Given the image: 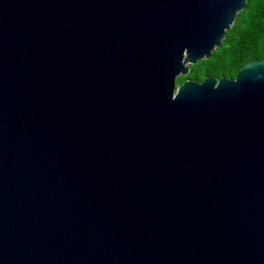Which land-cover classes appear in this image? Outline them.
Listing matches in <instances>:
<instances>
[{
  "label": "water",
  "instance_id": "95a60500",
  "mask_svg": "<svg viewBox=\"0 0 264 264\" xmlns=\"http://www.w3.org/2000/svg\"><path fill=\"white\" fill-rule=\"evenodd\" d=\"M246 0H0V264H264V58L184 80Z\"/></svg>",
  "mask_w": 264,
  "mask_h": 264
},
{
  "label": "trees",
  "instance_id": "16d2710c",
  "mask_svg": "<svg viewBox=\"0 0 264 264\" xmlns=\"http://www.w3.org/2000/svg\"><path fill=\"white\" fill-rule=\"evenodd\" d=\"M249 58H264V0H246L220 45L208 57L191 64L178 85L204 77L233 79Z\"/></svg>",
  "mask_w": 264,
  "mask_h": 264
},
{
  "label": "rangeland",
  "instance_id": "374dc122",
  "mask_svg": "<svg viewBox=\"0 0 264 264\" xmlns=\"http://www.w3.org/2000/svg\"><path fill=\"white\" fill-rule=\"evenodd\" d=\"M189 70H190V67L188 68V71H187V73H186L184 76H186V75L188 74ZM180 78H181V76H178V77L176 78V85L179 84Z\"/></svg>",
  "mask_w": 264,
  "mask_h": 264
}]
</instances>
